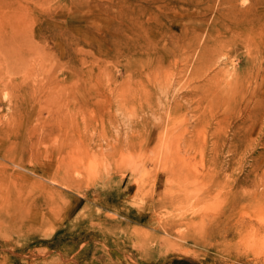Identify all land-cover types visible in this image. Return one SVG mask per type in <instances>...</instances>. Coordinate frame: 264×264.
<instances>
[{"label":"rangeland","instance_id":"obj_1","mask_svg":"<svg viewBox=\"0 0 264 264\" xmlns=\"http://www.w3.org/2000/svg\"><path fill=\"white\" fill-rule=\"evenodd\" d=\"M256 16L257 0H0V264H264Z\"/></svg>","mask_w":264,"mask_h":264},{"label":"bare ground","instance_id":"obj_2","mask_svg":"<svg viewBox=\"0 0 264 264\" xmlns=\"http://www.w3.org/2000/svg\"><path fill=\"white\" fill-rule=\"evenodd\" d=\"M257 3H264V0H257ZM243 5V4H242ZM247 6V5H246ZM237 11V9H236V6H233V10H232V15H230L229 14V17H230V25H229V27H230V30L232 31V33H233V35H235L236 34V39H234L235 41H237L238 39H240L241 41H244V42H246V39H248L250 36H251V34L250 35H247V36H245V33H243V31L242 32H238V29H240V27L242 26V23H244V21H245V19L243 20V19H240L237 15L239 14L238 12H236ZM252 21V23L254 24V28H252V30H258V29H260V31H262V34H263V36H262V38L264 39V19L262 20L261 19V17H255V19H254V17L249 21V22H251ZM140 23V22H139ZM143 25V24H142ZM0 26H1V24H0ZM99 26V25H98ZM11 28V27H10ZM100 28V27H99ZM140 29V28H139ZM138 29V30H139ZM3 30V29H2ZM1 30V31H2ZM12 30V29H11ZM243 30H247V29H243ZM140 32V31H139ZM136 33V32H135ZM135 35V34H134ZM138 35H136V37H137ZM128 37V36H127ZM140 37H142V36H140ZM217 37V36H216ZM219 37H221V36H219ZM226 37V36H225ZM128 38H130V37H128ZM241 38H245V39H241ZM136 39V38H135ZM138 39V38H137ZM136 39V40H137ZM139 39H141V38H139ZM152 39V38H151ZM136 40H134L135 42H136ZM233 40V41H234ZM131 41V40H130ZM130 41H128L129 43H130ZM139 41V40H138ZM249 41V40H248ZM252 41V40H251ZM251 41H250V43H251ZM132 42H133V40H132ZM138 43V42H137ZM149 43V42H148ZM262 43L264 44V42L262 41ZM135 45V44H134ZM248 45V44H247ZM260 46H261V44H260ZM259 46V47H260ZM122 47V46H121ZM127 47V46H126ZM126 47H125V49H126ZM133 47V46H132ZM128 48V47H127ZM129 48H131V46L129 47ZM149 48V47H148ZM147 48V49H148ZM123 49V48H122ZM135 49V48H134ZM229 49V48H228ZM231 49V48H230ZM232 50V49H231ZM252 50V49H251ZM126 51V50H125ZM229 51V50H228ZM127 52V51H126ZM260 52H262L260 49H259V53ZM122 53V52H121ZM120 53V54H121ZM215 53V52H214ZM216 53H218V52H216ZM259 56V55H258ZM255 57V56H254ZM97 58V57H96ZM216 60V59H215ZM99 61V60H98ZM219 62V61H218ZM226 63V62H225ZM84 64V63H83ZM223 64V63H222ZM261 65V64H260ZM217 68V67H216ZM215 69V68H214ZM213 69V70H214ZM224 69V68H223ZM219 70H222L221 68L219 69ZM228 70H229V67H228ZM257 71V70H256ZM226 72V71H225ZM218 73H219V71H218ZM216 74L217 73H215L214 75L216 76ZM84 75V74H83ZM217 75H219V74H217ZM223 75V73H221V76ZM224 75H226V74H224ZM227 75H230V76H232V78H231V80L229 79V81L227 82V85H228V83H230L231 84V82H234L235 80H237V76H236V72H230L229 74L227 73ZM258 76H260V75H258ZM226 77V76H225ZM219 78V77H218ZM252 78V77H251ZM255 78V77H254ZM263 78H264V76H263ZM219 79H221V78H219ZM218 80V79H217ZM222 80H224L223 78L221 79V82H222ZM264 80V79H263ZM214 81V80H213ZM227 81V80H226ZM226 81H224V82H226ZM251 81V80H250ZM217 82V81H216ZM216 82H214L215 84H216ZM218 82H220V80L218 81ZM217 82V83H218ZM249 82V81H248ZM254 82H255V80H254ZM249 85V84H248ZM264 85V84H263ZM18 86V85H17ZM213 87H214V85H213ZM222 87H224V85L222 86ZM222 87H220V89H221V91H223V89H222ZM226 87V86H225ZM238 87V86H237ZM231 87H229V89H230ZM241 88V87H240ZM232 89V88H231ZM233 90V89H232ZM252 90V89H251ZM225 91H227L228 92V89H226ZM255 91H257V90H255ZM205 92V91H204ZM215 92H216V90H215ZM177 93V92H176ZM218 93V92H217ZM222 93V92H221ZM254 93V92H253ZM214 94H216V93H214ZM213 94V95H214ZM219 94H220V92H219ZM209 95V94H208ZM217 95V94H216ZM215 95V98L216 97H219V96H216ZM205 96V95H204ZM250 96H251V93H250ZM206 97V96H205ZM207 99V98H206ZM205 99V100H206ZM209 100V99H208ZM255 100V99H254ZM102 102V101H101ZM205 102V101H204ZM105 103V102H104ZM107 106V105H106ZM135 124V123H134ZM134 126V125H133ZM135 127V126H134ZM138 127V126H137ZM82 128V127H81ZM84 133H85V131H84ZM134 136V135H133ZM130 138V137H129ZM135 139V138H134ZM128 140H130V139H128ZM137 170V169H136Z\"/></svg>","mask_w":264,"mask_h":264}]
</instances>
